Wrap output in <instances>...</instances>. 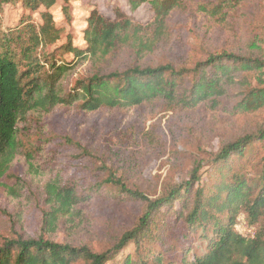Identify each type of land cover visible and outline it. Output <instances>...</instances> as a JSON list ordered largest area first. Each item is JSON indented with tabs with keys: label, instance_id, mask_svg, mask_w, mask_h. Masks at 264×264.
Wrapping results in <instances>:
<instances>
[{
	"label": "trees",
	"instance_id": "16d2710c",
	"mask_svg": "<svg viewBox=\"0 0 264 264\" xmlns=\"http://www.w3.org/2000/svg\"><path fill=\"white\" fill-rule=\"evenodd\" d=\"M61 1L67 11V4L75 0ZM186 1L128 0L131 11L142 4L150 7L153 16L146 23L118 8L111 17L93 8L83 31V49L68 41L46 53L59 40L60 32L49 14L56 0H0V12L2 6L20 3L30 14L41 11L43 22L38 29L27 21L17 29H0V177L14 160L36 177L45 175L46 169L36 159L42 148L33 145L22 129L30 127V118L41 121L58 108L84 113L128 111L166 101L234 115L264 109V54L258 44L263 39L250 42L246 54L215 52L190 67L143 65L170 14ZM243 1L224 0L222 5L200 6V10L224 15ZM122 50L130 51L134 61L102 74L106 63ZM64 55H73V60L65 62ZM85 64L88 73L65 91L62 83ZM227 99H236L235 105L228 107ZM82 155L90 153L83 150ZM199 168L200 164L187 181L154 198L127 187L105 165L97 170L105 179L90 181L83 188L50 180L43 187L48 207L43 226L49 232L60 219L81 214L93 195L101 192L116 191L143 208L133 225L103 251L42 236H17L0 243V264H264V129L224 145L205 174L199 175ZM8 194L17 192L10 188ZM241 214L246 228L254 229L252 236H242L235 229Z\"/></svg>",
	"mask_w": 264,
	"mask_h": 264
},
{
	"label": "rangeland",
	"instance_id": "374dc122",
	"mask_svg": "<svg viewBox=\"0 0 264 264\" xmlns=\"http://www.w3.org/2000/svg\"><path fill=\"white\" fill-rule=\"evenodd\" d=\"M223 2L183 3L166 20L163 34L143 65L190 67L215 52L246 54L250 42L264 40V0L243 1L224 15L200 10V6L213 8ZM65 7L61 0H56L49 10L60 33L59 40L44 50L46 53L68 41L73 47L83 49V31L93 8L108 17L118 8L140 23L150 21L153 16L147 4L131 11L128 0H75L67 4V11ZM40 12L30 14L20 3L2 6L0 29L4 32L17 29L22 21L38 29L43 24ZM258 44L264 54V42ZM63 60L68 63L73 55H64ZM133 61L132 53L122 50L111 57L102 74L123 69ZM88 71L87 64L78 67L62 83L65 91ZM225 103L231 107L236 99H227ZM28 124L30 127L22 129V133L28 135L33 145L41 146L36 159L46 173L36 177L14 160L0 177V243L17 236H42L56 243L86 246L100 252L133 225L143 205L116 191L101 192L93 195L81 214L60 219L49 232L43 226L44 213L48 210L43 187L48 181L61 179L63 184L69 182L83 188L90 181L105 179L106 175L97 171L105 165L127 187L154 198L168 187L187 181L198 164L199 175L205 174L224 145L264 129V109L234 115L205 106L190 109L177 103L155 101L128 111L100 109L84 113L75 108H58L41 121L30 118ZM22 127L23 124L19 128ZM83 150L90 156H83ZM10 188L17 194L9 195ZM238 220L242 224L237 232L252 236L254 229L246 228L242 214L235 223Z\"/></svg>",
	"mask_w": 264,
	"mask_h": 264
},
{
	"label": "built area",
	"instance_id": "2783aa9c",
	"mask_svg": "<svg viewBox=\"0 0 264 264\" xmlns=\"http://www.w3.org/2000/svg\"><path fill=\"white\" fill-rule=\"evenodd\" d=\"M242 223H241V220H238V222L236 223V225H235V229L237 230V231H239L240 230V225H241ZM240 232V231H239Z\"/></svg>",
	"mask_w": 264,
	"mask_h": 264
}]
</instances>
